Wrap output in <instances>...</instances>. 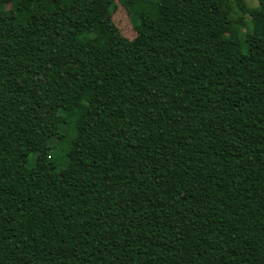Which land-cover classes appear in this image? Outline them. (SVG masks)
<instances>
[{"label": "trees", "instance_id": "16d2710c", "mask_svg": "<svg viewBox=\"0 0 264 264\" xmlns=\"http://www.w3.org/2000/svg\"><path fill=\"white\" fill-rule=\"evenodd\" d=\"M257 1L0 0V264H264Z\"/></svg>", "mask_w": 264, "mask_h": 264}, {"label": "rangeland", "instance_id": "374dc122", "mask_svg": "<svg viewBox=\"0 0 264 264\" xmlns=\"http://www.w3.org/2000/svg\"><path fill=\"white\" fill-rule=\"evenodd\" d=\"M146 1L147 2L145 4L146 5L145 9L149 12L153 11L155 9V5H154L155 2L153 3V0H146ZM245 1L247 5L251 7H255L258 5L257 0H245ZM235 18L237 22H240L241 21L240 13H236ZM114 19L116 23L120 25L121 29L123 30L124 33H126L127 36L133 37L136 34V27H137L136 24H138L139 21L134 11H131L130 14H128L126 8L120 7L117 10L116 15H114ZM63 127H64L63 133H65L64 140L59 143L58 142L56 143L54 148V154L59 158H63L65 156L72 157L74 156V151L68 148V144L70 141V134L72 132L70 128L71 126L68 125L67 127L66 125ZM53 141L56 142L55 140Z\"/></svg>", "mask_w": 264, "mask_h": 264}]
</instances>
